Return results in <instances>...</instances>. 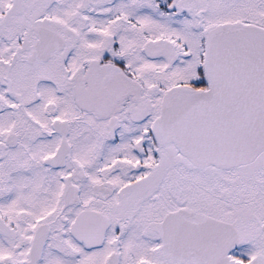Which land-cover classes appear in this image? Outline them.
Segmentation results:
<instances>
[{
  "label": "snow or ice",
  "instance_id": "obj_1",
  "mask_svg": "<svg viewBox=\"0 0 264 264\" xmlns=\"http://www.w3.org/2000/svg\"><path fill=\"white\" fill-rule=\"evenodd\" d=\"M0 264H264V0H0Z\"/></svg>",
  "mask_w": 264,
  "mask_h": 264
}]
</instances>
